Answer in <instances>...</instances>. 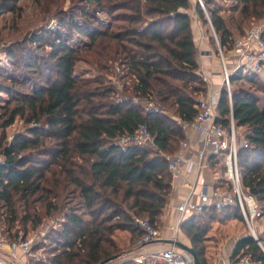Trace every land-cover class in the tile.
I'll return each mask as SVG.
<instances>
[{
  "label": "trees",
  "instance_id": "obj_1",
  "mask_svg": "<svg viewBox=\"0 0 264 264\" xmlns=\"http://www.w3.org/2000/svg\"><path fill=\"white\" fill-rule=\"evenodd\" d=\"M21 1L0 0V18L21 15ZM36 2L56 26L8 46L9 67L0 66V94L7 95L0 102L7 234L26 237L44 218L60 220L39 246L46 254L42 264H101L140 243L144 232L136 218L161 224L173 187L169 157L186 138L179 121L197 116L209 90L191 10L208 30L212 26L221 48L232 51L236 29L244 35L251 21L264 20V0H71L67 10L57 0ZM77 37L89 45L77 47ZM83 54L96 55V69L104 73L77 75ZM112 72L120 84L107 78ZM230 83L232 103L223 87L217 121L229 130L233 116L243 130L248 146L238 151L241 187L257 203L254 222L264 224V78L240 67ZM18 117L36 125L8 141L6 130ZM141 125L149 128L151 145L116 143ZM231 217L244 220L239 204L219 212L205 206L181 224L200 264H207L211 221ZM18 221L21 228L12 232ZM118 229L131 233V247H118ZM256 231L258 239L247 235L237 242L236 261L249 256L264 264V231Z\"/></svg>",
  "mask_w": 264,
  "mask_h": 264
},
{
  "label": "built area",
  "instance_id": "obj_2",
  "mask_svg": "<svg viewBox=\"0 0 264 264\" xmlns=\"http://www.w3.org/2000/svg\"><path fill=\"white\" fill-rule=\"evenodd\" d=\"M218 46V54L222 64L223 87L227 88L232 103L230 76L233 71L243 67L249 72L264 78V29L260 25L249 28L244 35L236 38L230 55L226 56L220 44ZM231 64L235 65L233 70L228 67ZM204 76L209 84V76L205 74ZM220 92L221 90L212 91L209 89L198 105L197 116L192 121H179L186 134V139L182 142L178 153L169 157V169L173 178L182 176L186 172L195 171L199 174L206 168L210 169L212 167L211 156H221L227 181L232 189L215 192L214 205L218 210H223L226 207L239 204L245 220L251 226V222L260 213L254 198L246 194L241 187L238 155L239 148L248 146V142L243 136L238 137L239 130L236 128L233 116H231L229 130H226L217 121L219 116L217 105ZM116 143L122 147L131 145L147 146L153 143V137L149 128L146 125H141L134 132L120 137ZM190 150L196 151L195 158L187 156ZM0 161H2L1 157ZM205 206L195 202L192 194H189L188 198L178 205V210L183 213L200 214ZM135 221L144 232L140 243H150L163 238L162 232L150 220L136 218ZM59 222L60 220L52 219L42 229L30 232L26 237L21 236L18 239L7 238L5 232L0 229V264H42L46 259V254L39 246L45 241L47 232L51 228L57 227ZM251 231L258 239L257 233L252 227ZM149 257L163 264H195L191 255L175 246L134 255L130 259L138 264H144ZM240 262L255 264L249 256L241 257ZM111 264L121 263L113 262Z\"/></svg>",
  "mask_w": 264,
  "mask_h": 264
},
{
  "label": "crops",
  "instance_id": "obj_3",
  "mask_svg": "<svg viewBox=\"0 0 264 264\" xmlns=\"http://www.w3.org/2000/svg\"><path fill=\"white\" fill-rule=\"evenodd\" d=\"M194 22H196V20ZM197 36L202 40L199 61L204 74L209 76V89L212 91L222 90L223 82L222 75L220 74L221 64H218L216 61V50H211L209 48V42L204 33L200 35L198 31ZM187 156L195 158L196 151L190 150ZM229 186L221 156H215L212 159V167L210 169L206 168L202 173L198 174L195 171L191 173L186 172L182 176L173 178L172 191L160 225L165 233L162 239L176 238L186 244H190L189 238L181 230V224L191 218L193 214L179 211L178 205L183 203L186 198H188L189 194H192L193 200L199 204H204L206 206L214 205V193L228 190ZM253 222L254 220L251 222V226H249L245 218L242 220L237 217L226 218L224 220H212L204 241L207 264H244L240 261H236V259L233 258V254L237 242L242 237L252 235L251 227L256 233L258 227L259 232L264 231V224H260L256 221L258 226L255 227L253 226ZM113 237L119 248L131 247V233L128 230L118 229ZM170 246L172 245H167L158 241L150 243L138 242L124 253L119 258L118 262L121 264H138L130 258L141 253L163 250ZM144 264L163 263L149 257Z\"/></svg>",
  "mask_w": 264,
  "mask_h": 264
},
{
  "label": "rangeland",
  "instance_id": "obj_4",
  "mask_svg": "<svg viewBox=\"0 0 264 264\" xmlns=\"http://www.w3.org/2000/svg\"><path fill=\"white\" fill-rule=\"evenodd\" d=\"M60 3V6L64 7L65 10H67L72 4H71V0H57ZM20 5L22 7V14L21 15H17V14H12V13H8L5 14L3 17L0 18V66H4V67H9V58L7 55V47L11 46L13 44H17L18 42L22 41L24 38H26L30 33L35 32L37 30H39L42 27H46V26H56V22L55 20H50L48 18V14H44V9L43 6L38 5L36 0H22L20 2ZM191 14L194 17V20H196V22H193L194 24V33H195V39L198 41H196L197 46L199 47V50H201V40H199L197 34L198 31L201 33H204L208 42H209V48L211 50H216V61L218 62V64H221V60L218 54V48H219V44L217 41V35L216 33H214V29L211 27L210 30H208V26H204L203 23L197 19L196 13L194 12V10H191ZM226 16H228V13H225ZM99 18L103 19V20H109L107 15L104 14H99L98 15ZM240 17V16H239ZM262 26L264 29V20L261 21H256L253 20L251 21V23H249V25H247L245 27V32L253 27V26ZM197 29V30H196ZM197 31V33H196ZM235 38H238L239 36H242L243 34H241V32H239L237 29L235 30ZM214 34L215 38H216V42H217V46H212V44H210L209 41V35L208 34ZM89 39L88 38H84V37H77V39L75 40V44L77 47H86L89 45ZM224 51V54L230 55L231 50H227L226 48H222ZM95 57L98 58L96 55H88V54H83V60H81L78 63L77 69H76V73L77 75L80 76H88V77H92L95 75L100 74L101 72L104 73L103 71H98L96 69L95 66ZM220 62V63H219ZM117 66V64H116ZM230 70H233L235 65L231 64L228 65ZM221 72L220 74L222 75V64H221V68H220ZM120 69L117 68V72H119ZM107 72V71H106ZM234 72V71H233ZM107 74V73H106ZM105 74V75H106ZM115 73L112 72L110 74H107V78H110L113 80L114 83L116 84H120V81H118L115 78ZM236 86L233 85V88H235ZM246 87H248L246 85ZM119 88H122V85H119ZM7 100V95L2 93L0 94V102H2V104H4V102ZM32 124H27L23 121V119H21L20 117H18L15 121V123L13 125H11L10 127L7 128L6 132H7V138L8 141H11L15 135L20 134V133H25L26 130L29 127H32ZM243 130L240 129L239 130V134L238 137L240 138L242 136ZM186 139V138H185ZM221 164V163H220ZM222 169V167H221ZM224 172H225V168H224ZM40 207V206H39ZM23 210V208H22ZM7 209L4 206V204H2V202H0V229L5 232V235L7 238L11 239L8 236V230H9V223H8V218L7 216ZM22 215H24V211H21V217ZM19 217V220L20 218ZM143 219H148L146 217H144ZM51 218H44L43 220V224L42 226L37 229L32 231V229L30 228L29 231L31 232H35L38 231L40 229H42L43 227H45L49 222H50ZM20 221L16 222V226L15 228H13L12 232H16L19 228H21V225L19 223ZM255 223V224H254ZM161 224H158L157 228L159 231L162 232V235H164V230L162 229V227H160ZM253 226H258V224L255 222H253ZM259 229V227H258ZM115 240V239H114Z\"/></svg>",
  "mask_w": 264,
  "mask_h": 264
},
{
  "label": "water",
  "instance_id": "obj_5",
  "mask_svg": "<svg viewBox=\"0 0 264 264\" xmlns=\"http://www.w3.org/2000/svg\"><path fill=\"white\" fill-rule=\"evenodd\" d=\"M252 235L256 238V236L253 234V232H252ZM157 241L158 242H163V243H165L167 245H172V246L177 247L178 249H180V250L188 253L189 255H191V257L193 258V261H194L195 264H200L199 258H198L196 252L194 251V249L192 248V246L190 244H186L185 242H183V241H181L179 239H176V238L158 239V240H154L153 242H157ZM119 256L120 255L112 256L111 258L103 261L101 264H106V263L115 261L116 259L119 258Z\"/></svg>",
  "mask_w": 264,
  "mask_h": 264
}]
</instances>
